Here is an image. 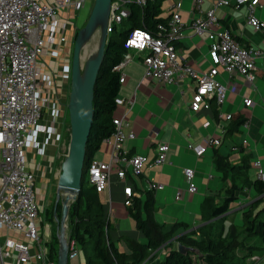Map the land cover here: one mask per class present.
Segmentation results:
<instances>
[{"label":"built area","instance_id":"built-area-1","mask_svg":"<svg viewBox=\"0 0 264 264\" xmlns=\"http://www.w3.org/2000/svg\"><path fill=\"white\" fill-rule=\"evenodd\" d=\"M87 0H0V227L20 232L24 242L8 239L0 243V264L10 252L16 254L18 262L34 259L37 264H49V248L43 241L37 225L39 205L35 189V177L28 166L27 151L35 156H43L46 147L63 139V111L65 105L55 96L58 81L65 82L69 89L70 57L66 51L71 31L72 19ZM148 0H111L107 23V35L129 16V4L143 7ZM206 0H193L192 17L188 23L196 34H204L208 40L209 67L202 71L192 68L176 48L186 26L180 21L181 3L172 5L166 25H158L157 35L142 28L133 29L125 40L128 50L114 67L119 73V84L125 80L123 68L132 61L131 51L139 55L143 67V79L155 80L161 85H174L186 79L193 83L188 108L194 113L208 109L214 101L217 117L232 119L231 114L221 110L227 94H241L243 103L249 107L253 100L249 92L253 87L257 60L263 56L258 47L241 44L233 34L222 27L216 8L247 6L246 23L253 31L264 34V21L255 16V9L261 7L259 0H216L209 9H203ZM130 50V51H129ZM67 56L63 65L57 66L52 60ZM51 60V61H50ZM50 61V63L48 62ZM59 68V69H57ZM229 77L227 83L219 79L220 73ZM233 77H241L245 91ZM60 84V87H61ZM69 93V90H68ZM116 106H124L123 113L112 119L113 131L102 140L110 144L107 161L92 159L87 166V180L97 192L104 191L115 174L123 184L125 206H131L135 190L133 177H145V190H162L164 185L144 176L146 167L164 162L169 145L159 141L156 155L148 161L144 155H129L123 147L127 140L136 137L129 128L127 113L133 107V100L114 99ZM209 122L202 123L208 127ZM249 120L242 124L248 132ZM157 134V132H156ZM243 140V143H246ZM220 144L219 137H211L206 144L187 147L196 156H201L207 148ZM257 179L264 181V170L259 160H254ZM40 165L36 164L35 169ZM182 174L185 191L195 193V170L184 167ZM144 190V191H145ZM183 193L179 191L176 199ZM29 242L35 247L30 254ZM79 254L74 240H69V258ZM257 258H251L254 262Z\"/></svg>","mask_w":264,"mask_h":264},{"label":"crops","instance_id":"crops-1","mask_svg":"<svg viewBox=\"0 0 264 264\" xmlns=\"http://www.w3.org/2000/svg\"><path fill=\"white\" fill-rule=\"evenodd\" d=\"M214 1L216 0L204 1L202 8H211ZM177 2L181 3L180 21L186 28L183 36L177 41L176 48L192 68L197 71L205 70L209 67L206 35L196 34L187 26L192 17L193 0H164L161 4L160 16L169 17L172 11L170 8ZM259 2L261 7L255 9V16L264 21V0H259ZM215 12L222 27L228 29L241 44L258 47L263 51V56L257 60L258 69L254 72L253 87L248 94L249 98L253 100V104L247 107L243 103L241 94L229 92L221 107L222 112L231 114L234 120L248 119L250 127L247 133L242 129L226 136V129L232 119L226 120L217 117L213 100L210 101L208 109H201L197 113L191 111L188 108L193 88L190 79L174 85H161L155 80L143 79V67L139 62V55L132 51V61L123 68L125 80L119 84L116 95L118 98L131 99L134 102L126 117L129 128L134 131L136 137L123 144L129 155H144L148 161H152L156 155V144L159 141L169 145L164 162L160 165L146 167L144 172V176L164 185L162 190L152 192L155 204V221L165 223L166 227L174 222H179L187 225L188 231H195L200 226L212 221L209 218L211 208L222 203L226 189L231 186V181L238 183L247 181L244 188L236 191L238 198L226 213L227 225L242 224L240 219L242 208L258 198L252 184L257 179V171L252 165L253 161L259 160L264 170V34L253 31L246 23V5L239 8L218 7ZM50 61L48 62L50 63ZM66 61V55L52 60L59 68ZM56 77L59 78V74H56ZM58 78L56 79L55 96L58 97L61 105H65L69 89L65 82L59 83ZM219 79L223 83L229 81L228 75L224 72L220 73ZM233 79L240 83V90L243 93L245 86L241 77H233L230 80ZM123 111L124 106H116L115 117L120 116ZM64 115H66L65 109L63 118ZM205 121L210 123L208 127H202V123ZM211 137H219L220 144L207 148L201 156H196L187 147L189 143L193 145L206 144V141ZM243 140L247 142L243 143ZM62 144L63 139L49 145L43 156H35L30 150L27 151L28 166L34 173L37 202L40 209L37 225L46 245L52 242V229L57 225L54 207H56L58 194L57 179L63 160ZM109 151L110 144L101 142L92 159L107 161ZM218 155L226 157L229 165H238L242 158L247 156L249 166L246 175L231 177L233 171L230 170L223 176L215 164V158ZM36 164L40 165L39 169H35ZM184 167H191L195 170L197 185L195 193L185 191L186 184L182 174ZM132 181L135 197L143 198L145 177H133ZM179 191L183 195L177 200L176 195ZM99 197L111 223L112 228L109 235L120 250L128 252L122 236H129L141 243L146 242L144 234L135 226L129 207L123 204V184L118 181L115 174L111 175L110 186L99 193ZM49 205L50 207H48ZM48 208L49 212L47 213L46 209ZM8 239L25 241V237L20 232L0 227V243L5 245ZM29 245L32 255L35 247L30 242ZM164 255L165 249H161L153 261L146 260L143 264H156ZM253 257L257 258L254 262L251 261ZM251 258L249 260L252 264H264V254L260 258L255 255ZM2 264H37V262L30 259L25 263H20L16 254L10 252ZM69 264H85L83 253L79 251L76 257L69 258Z\"/></svg>","mask_w":264,"mask_h":264},{"label":"trees","instance_id":"trees-1","mask_svg":"<svg viewBox=\"0 0 264 264\" xmlns=\"http://www.w3.org/2000/svg\"><path fill=\"white\" fill-rule=\"evenodd\" d=\"M163 1L148 0L143 7L129 4V16L119 29L115 28L107 35L105 56L94 87V116L86 144L81 190L69 207L68 235L83 253L85 264H143L146 260L153 261L161 249H165V255L156 264H252L249 259L257 251H264V181L256 179L252 182L258 198L242 208V224H226V213L238 198L236 191L247 185V181H231L222 203L211 208L209 218L212 221L191 233L187 232L188 227L185 224L174 222L166 227L165 223L155 221L153 191L145 190L143 198H133L129 210L136 228L144 234L146 242L141 243L129 236H122L128 248L126 252L120 250L111 240L109 232L112 227L99 197L101 192H97L87 180V166L102 140L113 131L112 119L115 117L116 108L114 99L119 89V73L114 67L128 51L124 45L125 40L135 28L157 35L158 25H166L168 20V17L160 16ZM245 119H232L225 135L242 130ZM215 164L223 176L232 170L231 177L245 176L249 166L247 156L242 158L240 164L229 165L226 157L218 155ZM55 212L57 217L60 216V203L56 204ZM180 230L182 231L179 232ZM54 242L52 239L48 245L49 264H56L57 250ZM177 244L197 248L201 255L191 252L182 254L177 251Z\"/></svg>","mask_w":264,"mask_h":264},{"label":"water","instance_id":"water-1","mask_svg":"<svg viewBox=\"0 0 264 264\" xmlns=\"http://www.w3.org/2000/svg\"><path fill=\"white\" fill-rule=\"evenodd\" d=\"M111 9V0H94L90 14L84 26L76 32L70 58V82L66 103L69 124L68 150L64 156L57 179V200L61 198V212L56 218V239L58 241L56 264H69V240L66 235L70 204L79 196L84 163L86 158V144L92 127L94 116L93 96L107 45V23ZM99 33L95 50L87 54L85 47L93 37ZM56 207H54V211ZM188 233L193 230L187 231ZM185 234V233H183ZM182 254L188 252L200 256L197 248L176 245Z\"/></svg>","mask_w":264,"mask_h":264},{"label":"rangeland","instance_id":"rangeland-1","mask_svg":"<svg viewBox=\"0 0 264 264\" xmlns=\"http://www.w3.org/2000/svg\"><path fill=\"white\" fill-rule=\"evenodd\" d=\"M93 1L94 0H87L86 3H85V5H84V7L81 10H79V11H77L75 13L74 18L72 19V22L75 24V28L74 29H76V28L79 29V28H81V27L84 26L85 22L88 19L89 14H90ZM117 28L119 29L120 28V25H118ZM72 34H70L69 40H68V43H67V46H66V51H67V53H68V55H69L70 58H71L72 49H73ZM98 39H99V33L96 32V33H94L93 37L91 38V40L88 42V44L85 47V58H86L87 54H89L90 52H92L94 46L97 45ZM207 59H208V63H209L210 60H209L208 55H207ZM63 121L64 122H63V144H62V148H63V158H64V156L66 155L67 150H68V142H69L68 113H66V115H64ZM194 180H195V183H196V177H195ZM61 196L63 197V194H61ZM61 198L58 201V203H60ZM48 207H50V205ZM46 210H47V213H48L49 212V208L46 209ZM57 218H59V216ZM52 235H53V238L52 239H54V241H55L53 244H54L55 249L57 250L58 241L56 239V227L55 226L52 229ZM66 235L69 236L68 235V227H67V230H66ZM125 245H126V243H125ZM263 254H264V251L263 250H259V251H257L255 253V256H257V257L260 258V257L263 256Z\"/></svg>","mask_w":264,"mask_h":264},{"label":"flooded vegetation","instance_id":"flooded-vegetation-1","mask_svg":"<svg viewBox=\"0 0 264 264\" xmlns=\"http://www.w3.org/2000/svg\"><path fill=\"white\" fill-rule=\"evenodd\" d=\"M70 28H71L70 30L73 31V32H72V33H73V34H72V39H73V41H74V37H75V34H76V32H77L78 29H77V28L74 29V28H75V24H74V23L71 24V27H70Z\"/></svg>","mask_w":264,"mask_h":264},{"label":"bare ground","instance_id":"bare-ground-1","mask_svg":"<svg viewBox=\"0 0 264 264\" xmlns=\"http://www.w3.org/2000/svg\"><path fill=\"white\" fill-rule=\"evenodd\" d=\"M95 47H96V46H94V48H93L92 52L95 50ZM90 53H91V52H90Z\"/></svg>","mask_w":264,"mask_h":264}]
</instances>
